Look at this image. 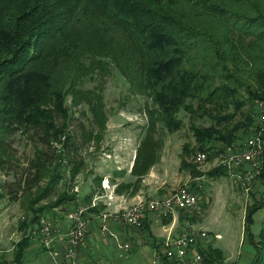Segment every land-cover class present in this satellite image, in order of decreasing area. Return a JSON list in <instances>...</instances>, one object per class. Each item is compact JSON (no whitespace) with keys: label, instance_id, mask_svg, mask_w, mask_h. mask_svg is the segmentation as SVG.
I'll return each instance as SVG.
<instances>
[{"label":"trees","instance_id":"trees-1","mask_svg":"<svg viewBox=\"0 0 264 264\" xmlns=\"http://www.w3.org/2000/svg\"><path fill=\"white\" fill-rule=\"evenodd\" d=\"M111 64L133 93L151 101L137 156L146 171L160 158L157 131L180 130L181 112L214 121L190 129L196 150L219 155L250 133L254 101L264 98V0H0V169L12 161L7 138L20 132L45 148L36 149L28 170L34 174L20 179L18 189L24 185L26 196L50 177L28 200L32 215L21 221L24 231L53 209L76 204L83 161L70 132L72 110L86 105L98 124V131L82 134L85 142L100 143L106 129L102 96L77 86L103 80ZM192 152L183 146L181 168L190 167ZM64 163L72 167L71 185L57 193ZM208 174L228 173L218 167ZM259 178L264 183V157ZM54 192L55 203L36 207ZM262 208L264 195L246 210L244 236L256 251L250 264H264V229L257 242L250 227ZM29 243H18L16 262L23 263ZM200 254L202 264L223 257L211 248Z\"/></svg>","mask_w":264,"mask_h":264},{"label":"rangeland","instance_id":"rangeland-1","mask_svg":"<svg viewBox=\"0 0 264 264\" xmlns=\"http://www.w3.org/2000/svg\"><path fill=\"white\" fill-rule=\"evenodd\" d=\"M77 88L84 91L93 90L102 96L106 129L105 132L103 130L104 135L100 143L93 140L85 142L82 134L98 131V124H95L86 105L83 104L72 110L70 132L78 141V152L83 161L81 172L74 182L75 193H77L76 187L82 180L87 181L93 178L91 180L95 181L102 174L100 164L103 159H110L109 153L112 154L113 149H115V140L130 139L133 145L132 149L136 151L146 135L149 123L147 109L151 106L149 98L133 93L129 83L113 64L110 65L109 72L105 74L103 80L91 82L85 80L82 84H78ZM70 98L69 103L71 102ZM179 118L184 124L180 130L169 132L162 128L157 131L156 135V138H159L158 142L160 141V157H164V180L172 188L178 189L185 184L199 187L201 191L198 197L203 207H200L194 216L196 229L201 228L200 230L207 232V244L213 242L216 247L227 252L230 259L224 264H248L255 256L256 251L252 245L244 240L245 214L247 207L254 203V199L258 198L257 194H260L258 190H263V187L256 185L259 182L258 177L253 181L249 192H246L244 187L235 184L230 176L211 177L208 173L216 164V160L219 164L220 154L215 156L213 153L216 150L209 151L206 148L196 150L197 141L190 128L192 124L209 127L214 121L208 117L192 118L184 112L179 114ZM239 119H241L240 116L237 120ZM7 144V153L12 157V161L0 169V207L1 205L3 207L0 210L4 211L6 207H9L1 219L5 216L9 226L15 228L18 227L19 221H23V217H31L32 214L28 211V200L37 197L38 190L47 185L50 177H48V173L45 174L43 182L25 196L24 185L18 189L19 180H24L25 176L28 175L33 176L34 173L31 174L28 171L30 162L35 159L36 149H44L45 147L38 137L30 140L20 132L9 136ZM185 144H189L194 152L188 156L190 167L181 168L180 163ZM51 147L52 151L55 148H60L59 145ZM200 151L208 153V160L204 164L195 162V156ZM209 154L211 155L210 158ZM212 162L213 165L211 166ZM109 166L104 169L109 170ZM71 169V165L66 163L60 168L63 179L59 183L57 193L70 187ZM196 177L200 179L194 180ZM5 183L9 187H5ZM85 188L86 185L84 184L81 191H84ZM13 193H17V198L14 200L12 199ZM57 193H51L46 199L38 201L36 207L50 206L55 203ZM72 205L71 203L62 207L65 208V214L72 209ZM76 205L74 204L73 207ZM40 218L52 220L48 216H41ZM263 222L264 208L259 209L253 215L250 225L252 235L257 242L260 240L262 229H264ZM243 241L247 245L242 246Z\"/></svg>","mask_w":264,"mask_h":264},{"label":"crops","instance_id":"crops-1","mask_svg":"<svg viewBox=\"0 0 264 264\" xmlns=\"http://www.w3.org/2000/svg\"><path fill=\"white\" fill-rule=\"evenodd\" d=\"M121 139L115 140V149L112 154L109 153L110 159H103L100 164L102 174L98 180L92 181L93 178L87 181L82 180L76 187V206L89 207L86 211L89 224L86 237L79 250L78 264H161L165 260L164 242L167 238L195 233L201 229H196L194 224L195 214L200 207H203L200 202L198 210L193 214L175 212L163 218L148 213L140 229L125 223L122 218L124 208H129L140 201L169 197L177 188L169 187L164 180V157L161 156L146 171L143 158L137 159L140 145L134 151L130 139ZM136 162L135 172H133ZM108 166L109 170H105ZM217 167L216 160L212 170ZM199 179L196 177L194 180ZM257 180L259 182L256 185L263 187V190H258L260 194H257L258 198L254 201L260 200L264 195V183L260 178ZM84 184L86 188L81 191ZM191 187L196 190L197 195H200L199 187ZM112 196L113 199H110L109 197ZM73 206L71 208H74ZM0 208H3L2 205ZM8 209L9 207H6L4 211L0 210V264H20L15 260L18 256L17 245L24 238H29L30 243L25 249L22 264H54L39 238L32 232L37 228L38 223L24 231L19 221L15 229L9 226L5 216L1 219ZM61 210L62 207L53 209L45 216L50 217L62 230H65L70 226V221L66 218L65 211ZM244 240L247 241L245 236ZM245 243L243 241L242 246L247 245ZM202 244L204 247L198 248L199 252L200 249L207 251L211 248L222 253L223 257L219 260V264L229 261L227 252L216 247L213 242L207 244L206 239Z\"/></svg>","mask_w":264,"mask_h":264},{"label":"built area","instance_id":"built-area-1","mask_svg":"<svg viewBox=\"0 0 264 264\" xmlns=\"http://www.w3.org/2000/svg\"><path fill=\"white\" fill-rule=\"evenodd\" d=\"M254 107L257 116L250 133L243 140L225 146L217 164L218 167L225 168L235 184L244 187L246 192L250 191L253 181L260 175L264 157V98L256 99ZM207 160L206 151H200L195 156L197 164H204ZM109 198L113 199V196ZM198 207L199 197L196 191L185 184L169 197L140 201L129 208H124L122 218L129 226L140 229L148 213L164 218L175 212L193 214ZM88 208L87 206L72 208L66 214L70 226L65 230L48 218L39 219L37 228L32 232L39 238L54 264H78L79 250L89 224L86 217ZM206 239L208 234L204 230L167 238L164 242L166 263L161 264H202L203 257L198 248L204 247L202 242L204 243Z\"/></svg>","mask_w":264,"mask_h":264}]
</instances>
